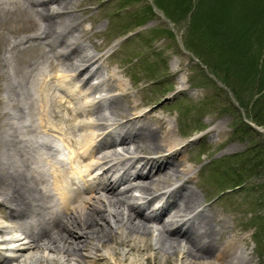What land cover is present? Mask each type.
<instances>
[{"label": "bare ground", "instance_id": "obj_1", "mask_svg": "<svg viewBox=\"0 0 264 264\" xmlns=\"http://www.w3.org/2000/svg\"><path fill=\"white\" fill-rule=\"evenodd\" d=\"M15 9L36 17V28L33 33L14 32L8 49L0 54V64L8 67L7 52L21 50V45L29 43L40 51L30 62L36 74L48 78L51 88L59 92V99L46 93L43 101L53 107L57 102L65 103L61 99L69 104L58 110L57 120L55 115L50 122L45 114H32L27 118L30 123L18 127L20 137L18 132L11 134L10 140L19 142L28 140L31 131L44 135L45 139H38L42 152L25 142L29 157L8 165L4 157L8 156L7 148L20 152V147L9 143L0 146V264H127L107 260L115 257V242L140 251L148 246L145 235H150L152 248L158 253L164 231L169 233L170 243L178 241L176 248L166 244L165 252H187L180 264H206V257L214 261L211 264L235 263L238 244L233 239L216 251L206 245V237L216 235L224 221L219 218L216 227L208 221L204 206L192 208L194 201L198 202L197 194L189 185L191 171L182 164L172 128L162 116L150 115L152 107L139 109L128 97L124 110L119 100L126 90L119 73L104 70L101 55L78 38V32L87 28L81 27L77 12L86 7L76 0H0V15H11ZM22 25L25 27V22ZM66 33L72 35L66 38ZM53 64L60 67L55 73ZM82 72L85 75L78 84ZM36 74L30 77L33 85L38 81ZM4 75L7 83H12L10 72ZM94 75L98 79L90 84ZM95 90L115 93L86 100ZM31 102L37 105L39 100ZM104 106L108 114L101 111ZM5 113L7 119L16 118ZM49 136L68 151L67 165ZM116 144H121L122 150L110 147ZM139 151L146 156L141 157ZM121 183L124 186L120 189ZM132 190L141 192L134 195ZM148 207L151 212L142 215L141 210ZM164 214H169L165 222ZM182 229H189V233ZM101 250L109 256L98 255ZM120 253L123 256L125 251ZM186 255H194L193 260ZM143 258L134 260L142 264Z\"/></svg>", "mask_w": 264, "mask_h": 264}, {"label": "rangeland", "instance_id": "obj_2", "mask_svg": "<svg viewBox=\"0 0 264 264\" xmlns=\"http://www.w3.org/2000/svg\"><path fill=\"white\" fill-rule=\"evenodd\" d=\"M158 1L161 7L156 5V0H76V4L86 7L77 12L82 20L81 27L87 28L78 32V38L89 44L90 50L101 55L99 61L104 70L119 73L126 90V95L119 100L124 110L127 109L125 97H128L140 106L139 109L152 107L150 115L162 116L167 122L166 126L172 128L177 146H180L178 152L182 164L191 171L189 185L196 191L198 202H201L197 204V200L194 201L192 208L204 206L208 221L216 227L219 218L224 221L217 228L216 235L212 233L206 237V245L216 251L233 239L238 246L233 257L235 263L232 264H264V219L262 232L256 228L259 216H264V197L258 189L264 179V170L251 172L245 176L242 184L219 192L221 188L228 186L226 177L230 169L235 167L237 158L247 157L242 151L247 152L256 143L264 145V133L255 131L251 119L254 114L260 119L264 118V92L261 94L259 91L261 80L255 74L246 72L244 75L241 72L233 75L232 66L226 62L225 56L229 55L230 50L225 52L223 45L218 47L219 50L215 45V48L209 49L210 44L205 42L206 39L203 41L199 38L205 36L201 32L208 33L206 36L209 37V33L221 31V24L216 25L215 20L209 19L212 15L209 14L210 10L218 6L214 7L216 2L208 4L202 0H192L196 4L192 6L190 14L186 13L181 1ZM225 13L229 18L235 16L230 4ZM33 20L36 21L37 18L27 11L20 13L17 9L11 15H0V54L8 49L14 32L22 30L23 33H33L36 28ZM21 22H25V27L21 26ZM71 35L66 33L64 37L69 38ZM113 42L116 44L113 45ZM28 44L21 45V50L15 48L7 52L8 67L0 64V138H3L0 146L9 143L20 147V152L15 147L7 148L8 156L4 155L7 164L9 161L21 162L24 157H29V153L24 150L28 147L27 143L37 147V151L43 150L38 139L46 137L35 131L27 133L28 140H10L11 134L18 132L17 137L22 135L19 131L21 124L30 123L27 120L29 116L45 114L52 122L54 115L57 120L58 110H63L65 103L69 104L61 99L65 103L57 102L53 107L49 102L43 101L46 93L59 99L56 96L59 92L51 88L48 78L36 74L35 66L31 63L40 51ZM56 67L57 64L51 66L53 73L56 72ZM5 72H10L12 83H7ZM84 72L77 79L78 84H82ZM34 74L38 76L35 85L30 80ZM22 77L25 80L22 81ZM97 79L95 75L90 77V84ZM106 93L112 94L115 90L91 91L85 99L97 98ZM237 96L244 107L238 106ZM33 98L39 100L37 105L31 102ZM101 111L108 114L106 106ZM5 112L16 118L7 119ZM151 122L156 125L153 120ZM217 125L220 127H216ZM49 137L53 139L51 143L55 142L53 136ZM110 147L122 150L121 144ZM143 153L146 154L143 151L138 154L146 156ZM252 154L253 152L250 155ZM223 170H228L226 177L222 175ZM123 186L124 183H121L118 187L121 189ZM131 192L138 195L141 190ZM150 212L149 207L141 210L142 215ZM168 215H163V222ZM182 232L189 233V229H182ZM255 233H258L259 240L255 238ZM164 234L165 239L162 237L160 240L162 249L156 251L158 253L152 248L154 246L150 235H145L148 245L145 249L136 251L130 249V244L115 242V257L107 260L116 259L118 262L136 264L134 258L141 256L144 257L140 260L142 264H180L187 252L178 249H174L172 255L165 252L166 244L176 248L174 244L178 241L172 243L171 240L170 243L167 238L169 233L164 231ZM189 240L192 241V238ZM187 244L190 245L191 242ZM122 250L125 251L123 256L120 253ZM97 254L109 256L103 250L97 251ZM186 256L188 260L194 258V255ZM206 258V264L214 262L211 257Z\"/></svg>", "mask_w": 264, "mask_h": 264}, {"label": "trees", "instance_id": "obj_3", "mask_svg": "<svg viewBox=\"0 0 264 264\" xmlns=\"http://www.w3.org/2000/svg\"><path fill=\"white\" fill-rule=\"evenodd\" d=\"M184 3L186 13L190 12L192 6L196 4V1L192 0H178ZM209 4L214 3L216 9L210 10L209 14L211 21L215 20L216 25L221 24V31L209 33V37H199L209 43V49L211 47L217 48L220 45L225 46V52L230 50L229 55L226 56V62L232 66L233 75L236 72H241L244 75L246 72L251 75H256L258 80H261L259 84V91L261 94L264 92V0H202ZM156 0V4L161 7L160 2ZM233 7L235 16L232 18L226 17V8ZM226 7V8H225ZM192 12H190L191 14ZM225 22V23H224ZM223 23V24H222ZM217 33V35H216ZM215 45V47H214ZM219 50V49H218ZM197 51V50H196ZM223 56L221 55L220 58ZM206 63V62H205ZM259 64L258 66L256 64ZM253 83V80L251 78ZM226 84L227 81H225ZM240 107H244L240 97H236ZM251 119L257 124L264 125V118L260 119L256 114L251 116ZM256 131V130H255ZM257 132V131H256ZM259 133V132H257ZM252 147V148H251ZM250 149L243 154H246V158L238 157L236 165L233 169H230L227 174L226 182L228 187H235L242 184L245 180V176L251 172L264 170V145L259 146L256 144L251 145ZM253 152L252 156L250 155ZM226 172V171H225ZM224 172V173H225ZM258 189L264 197V179L259 184ZM262 219L264 216H259L257 222V228L260 232L263 230ZM260 220V222H259ZM255 237L258 238V233H255ZM259 240V238H258Z\"/></svg>", "mask_w": 264, "mask_h": 264}]
</instances>
